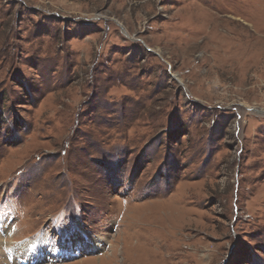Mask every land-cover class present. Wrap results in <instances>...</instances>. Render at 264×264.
Segmentation results:
<instances>
[{
  "label": "rangeland",
  "instance_id": "374dc122",
  "mask_svg": "<svg viewBox=\"0 0 264 264\" xmlns=\"http://www.w3.org/2000/svg\"><path fill=\"white\" fill-rule=\"evenodd\" d=\"M0 236L264 264V0H0Z\"/></svg>",
  "mask_w": 264,
  "mask_h": 264
},
{
  "label": "bare ground",
  "instance_id": "6f19581e",
  "mask_svg": "<svg viewBox=\"0 0 264 264\" xmlns=\"http://www.w3.org/2000/svg\"><path fill=\"white\" fill-rule=\"evenodd\" d=\"M94 239L97 240V242H98V239H96V238H94ZM47 248L48 247H45L44 242H39V243L37 242V244H33V243L31 244L30 243L29 245H27V244L20 245L15 250H13L11 252L12 255H9V257H6V259H8V261H10L9 264H31L32 261H24L23 258L25 257L24 259L27 260V255H30L32 257L31 250H33V249H38L40 252H43V251L45 252V250ZM51 248L56 249L54 254L59 256V250L60 249H58L56 247H51ZM60 252H61V250H60Z\"/></svg>",
  "mask_w": 264,
  "mask_h": 264
}]
</instances>
